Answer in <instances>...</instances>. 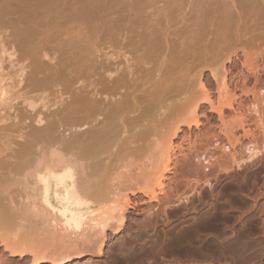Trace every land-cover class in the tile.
I'll return each instance as SVG.
<instances>
[{"label":"bare ground","instance_id":"6f19581e","mask_svg":"<svg viewBox=\"0 0 264 264\" xmlns=\"http://www.w3.org/2000/svg\"><path fill=\"white\" fill-rule=\"evenodd\" d=\"M0 45V264H68L130 209L174 201L170 181L204 155L185 146L206 132L204 67L217 145L238 166L264 154L245 125L264 115V0H0Z\"/></svg>","mask_w":264,"mask_h":264},{"label":"rangeland","instance_id":"374dc122","mask_svg":"<svg viewBox=\"0 0 264 264\" xmlns=\"http://www.w3.org/2000/svg\"><path fill=\"white\" fill-rule=\"evenodd\" d=\"M2 49L3 45H0V81L10 89L12 79L10 69L7 68L9 51L3 52ZM236 66L231 67L232 72L237 71ZM203 74L206 92L205 95H199L203 100L198 98L203 105L199 111L203 121L200 129L206 132L201 133L204 134L202 143L200 141L199 145L192 143V146H185L193 154L204 152V155L200 160L195 159L198 168L190 166L189 162L185 164L182 173L184 177L179 172L178 179L170 181L173 187L179 182L180 194L176 195L174 191V201L165 206H157L149 212L145 204H141L139 210L130 209L127 214L129 228L124 233L117 235L113 230H108L105 237L95 232L90 237L88 234L86 238L82 237L85 240L89 237L91 243L87 244L88 239L86 243L82 240L79 243H85L86 247L92 245L91 248L94 245L98 248L97 244L103 241L102 250H87L83 256L74 258L68 264H264V154L238 166L226 155L230 151H224L222 144L217 145V138L224 144L227 139L220 131H216L219 120L206 99L210 96V99L216 100L217 86L208 67L203 68ZM234 84L235 81L230 83V89L235 88ZM8 103L0 102V118L6 117L11 111ZM225 115L228 123L234 117L230 110ZM252 115L246 116L248 119L245 118V122L247 120L248 123L245 125L247 128L250 125L249 131L253 130L250 139L255 137L253 139L262 144L264 115L262 121H259L260 125L252 122L256 118ZM257 125L258 129L251 128ZM233 127L236 131L235 126L230 129ZM218 132L222 136L216 134ZM208 137L212 139V144L207 146ZM239 143L235 140V144L230 147L232 153L241 156L245 143ZM209 160L212 164L208 163ZM197 169L198 173H207V177L201 176L198 180ZM207 178L209 180L206 182ZM189 181L191 185L186 183ZM18 260L8 261V264H18ZM27 264H31V261ZM43 264L53 263L47 261Z\"/></svg>","mask_w":264,"mask_h":264}]
</instances>
